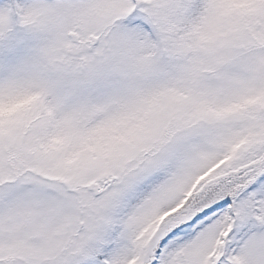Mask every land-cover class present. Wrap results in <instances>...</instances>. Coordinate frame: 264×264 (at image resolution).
I'll return each instance as SVG.
<instances>
[{
    "label": "snow or ice",
    "instance_id": "1",
    "mask_svg": "<svg viewBox=\"0 0 264 264\" xmlns=\"http://www.w3.org/2000/svg\"><path fill=\"white\" fill-rule=\"evenodd\" d=\"M129 4L134 7L123 23L147 29L149 39L156 29L162 53L203 49L210 65L223 63L238 71L249 70L257 57L264 60V0L242 6L170 0L163 11L152 13L144 0ZM16 11L23 8L17 5ZM12 47L6 55H13ZM216 71L220 89L236 90L230 99L250 94L251 89L229 78L228 69ZM258 81L264 87V72ZM26 99L32 102L15 121L11 114L0 116V159L11 152L33 154L16 179L5 184L0 211H11L21 194H35L66 209L67 222L55 229L38 224L36 247L0 250V264H264V130L247 134L257 121L264 125V108L241 119L242 134L194 131L105 164L90 134L75 121L69 125L57 119L56 109L37 102V94L0 89V109ZM197 138L223 143L193 167L179 170L180 157ZM44 163L68 174L74 186L66 189L38 172ZM158 187L163 191L156 194ZM133 211H138L134 224Z\"/></svg>",
    "mask_w": 264,
    "mask_h": 264
},
{
    "label": "rangeland",
    "instance_id": "2",
    "mask_svg": "<svg viewBox=\"0 0 264 264\" xmlns=\"http://www.w3.org/2000/svg\"><path fill=\"white\" fill-rule=\"evenodd\" d=\"M144 2L152 13L163 11L170 0ZM216 2L242 6L250 0ZM17 5L23 11L17 12ZM133 7L129 0H0V89L37 94V102L56 109L57 119L69 125L75 121L80 131L90 134V143L105 157V164L131 159L194 131L242 134L241 119L264 108V87L258 81L264 60L257 57L249 70L238 71L223 63L210 65L203 49L171 48L162 53L156 29L149 39L147 29L123 23ZM10 45L13 55L8 56L5 50ZM216 68L228 69L229 78L251 89L250 94L230 99L236 90L218 87ZM193 96L199 99L193 101ZM31 102L26 99L0 109V116L11 114L15 121ZM260 130L264 125L257 121L247 134L253 137ZM221 143L219 138L206 144L197 138L183 152L178 169L193 167L219 150ZM30 159L31 152L23 157L11 152L0 159V195ZM36 170L66 189L74 186L69 175L51 163ZM162 191L158 187L156 194ZM67 214L39 195L21 194L11 211H0V250L35 248L40 239L37 225L55 229L67 222ZM137 216L133 211L131 223Z\"/></svg>",
    "mask_w": 264,
    "mask_h": 264
}]
</instances>
